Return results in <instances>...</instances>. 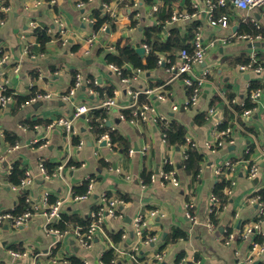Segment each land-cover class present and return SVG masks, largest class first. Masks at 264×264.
I'll list each match as a JSON object with an SVG mask.
<instances>
[{"label": "crops", "instance_id": "0c3cea01", "mask_svg": "<svg viewBox=\"0 0 264 264\" xmlns=\"http://www.w3.org/2000/svg\"><path fill=\"white\" fill-rule=\"evenodd\" d=\"M2 1L10 7V12L6 15L5 24L0 25V59L6 55L9 60L0 66V81L8 82L16 96L27 97L35 91V94H50L51 97L33 104L28 100L18 105L15 99L14 103L6 107L0 105V156L3 158L0 170V213L13 210L25 190L29 192L32 204L40 207L24 226L14 229L4 225L0 232V264H72V258L80 264H102L105 263L102 257L109 249L114 250V259L117 258L119 264H135L130 252L137 245L144 261H152V264H177L183 261L184 264H264V253L256 259L251 257V244L258 235L263 238L261 245L264 248V224L262 230L250 238L238 237L246 226L257 219L260 206L253 202V198L264 188V72H243L239 68L242 64L233 63L238 57L250 58L252 54L258 53L259 58L260 54H264V35L261 33L262 45L257 48H250L249 42L229 38L232 33H240L241 25L247 21L254 26L256 21L264 32V13H248L229 5L226 14L229 24L224 28L212 25L203 17L207 8L206 0L198 1L201 20L196 22L200 23L204 39L226 42L210 50L205 62L195 69L200 76L203 70L210 72L204 78L198 101L188 105V89L181 80L173 79L167 67L157 63L156 68L142 71L128 64L125 68L131 71L128 75L131 82L124 84L108 66L110 63L106 56L114 52V46L121 37L128 39L136 49L145 47V30L158 26L148 14L154 0H140L138 9L133 8L134 0H88L84 10L77 7L80 0ZM172 3L175 7L184 6L189 11L193 10L192 0L189 3L187 0H175ZM104 4H108L118 15L117 21H114L115 29L107 24L105 33L99 34L90 43L95 32L94 26L83 22L82 13L85 11L91 17L97 9L108 13ZM137 10L143 13L139 20L135 19ZM163 11L161 9L157 14V21H161L159 26H163L159 34L161 40L165 41L173 28H178L182 36L188 37L191 25L166 23L170 16L163 18ZM30 21L38 23L41 29L54 31L43 51L36 32L29 26ZM59 23L63 24L64 35L60 34ZM186 39L189 44L191 39ZM178 52L173 55L161 52L158 60L168 55L175 62ZM149 53L145 51L142 58ZM17 66L18 72L15 71ZM77 73H81L85 79L98 82L97 87L112 89V97L122 106L130 101L126 94L128 88L155 90L150 99L155 104V112L151 116L167 121L172 118L178 120L205 156L196 185L192 188L191 177L182 167L184 148L168 147L159 122L150 120L134 126L120 119L118 109L107 110L108 128L117 131L129 142L133 154L114 149L106 141L100 142L84 118L74 120L75 136L67 135L59 127L48 129L47 126L58 118L71 119L77 106L96 109L109 97L104 95L102 98L96 87L97 94H92L90 85L86 83L73 97L66 99ZM252 81L260 83L261 87L257 89L261 90V96L253 102L255 107L251 109V115L241 116L244 124L236 119L234 113L235 120L230 124L232 134L229 140H224L219 126L226 120L224 106L229 105L226 97L232 94L234 103L243 105L249 96ZM159 89L166 96L163 101L156 100ZM216 96L221 97L223 105L211 106ZM145 99L149 101L148 97ZM174 106L178 110H174ZM210 109H215L214 113L209 114ZM202 113L207 114L206 121L198 125L195 118ZM35 121L50 122L31 127L30 122ZM7 134L16 137V143L20 145L18 149L9 151L12 145L6 141ZM74 137L79 139L78 144L73 143ZM220 141L223 142L222 146L217 145ZM80 142L82 146H79ZM209 144L216 146V149H209ZM146 146L149 148L145 151ZM42 160L65 164L63 177L44 180L40 170ZM228 160L233 162V171L217 175L216 169ZM18 161L22 162L34 180L28 188H15L17 185L8 181V175ZM166 161L171 163L176 172L180 183L178 187L164 183L159 176ZM252 163L259 167L254 179L248 177ZM150 173L156 176L155 180L145 184L143 175ZM92 175L96 179L93 195L86 200L74 201V187ZM221 179L229 181V186L224 189L228 202L219 214L218 225L210 228V197ZM107 194L110 197L128 198L127 201L124 199L126 204L120 207L117 217H107L104 221L107 236L109 232H124L119 243H115L110 236L106 238L97 234L91 247L86 249L78 244L73 232L76 227L68 230L58 242L47 232V217L42 207L46 196L49 201L50 198L55 199V202L60 201L63 212L91 218L102 195ZM188 202L194 203L196 222L186 216ZM152 212L157 214L153 216ZM139 216L144 218L145 230L153 232L156 241L146 243L145 238L143 241L136 235L135 221ZM175 230L185 232L187 237L164 247L166 238ZM229 233L238 236L230 241ZM13 252L28 255L16 258ZM158 252L164 253L161 261L154 259V254Z\"/></svg>", "mask_w": 264, "mask_h": 264}, {"label": "built area", "instance_id": "2783aa9c", "mask_svg": "<svg viewBox=\"0 0 264 264\" xmlns=\"http://www.w3.org/2000/svg\"><path fill=\"white\" fill-rule=\"evenodd\" d=\"M91 1V0H89ZM155 2L150 6V10L148 14L154 18L155 24L160 25L161 21H157V14L162 10L169 13V20L166 21V23H185L187 25H193L198 20H201V10L199 6V0H192V9L193 10H187L183 6V8L175 7V5L171 3H166L165 0H154ZM40 4V3H39ZM87 1L86 0H80L77 4L78 9L84 10L86 7ZM140 5V0H134L133 8L138 9ZM232 5L233 8L246 11L248 13H253L254 11L264 13V0H206V6L207 8L204 11V18L207 19L212 25L214 26H220V27H228L229 24V16L225 15L221 18H215L214 15V8L216 6H229ZM104 9L107 10L108 14L111 16V18L114 21H117L118 15L116 11H113L108 4L103 5ZM135 13V19L139 20L143 17V13L139 10ZM10 12V7L7 6L4 1L0 2V25L3 26L6 22V15ZM82 20L83 22L89 24L90 26H94L96 23V20L94 17H91V15L85 13V11L82 13ZM255 22V28L257 30H261V26ZM60 24V34L64 35V27L62 23ZM29 26L36 32L37 29L40 28L38 23L34 21H30ZM108 25H103L97 32H94L93 37L89 40L91 43L94 38H96L99 34L105 33L107 30ZM48 35H54V31L47 30ZM230 40L236 38L238 40H242L245 42H249L251 44H254L256 42H261L263 39V35L261 33L253 34V33H232L230 35ZM225 43L226 41L223 40H205L203 37L202 30L200 26H197L193 29V37L191 41L189 42V45H191L192 50H189L188 48H183L179 50V52L176 55L177 61L174 62L168 55L162 56L158 60V64L160 66L167 67L168 71L173 75V79H179L181 82L185 85V87L190 91L189 95V101L188 105L195 104L200 95H201V88L203 85V81L205 76L210 72V70H203L202 75H198L195 72V69L198 66H201L205 62V58L207 56V53L215 48L220 43ZM145 51L149 52L150 47L149 45H145ZM114 49V48H112ZM28 53V50L26 51ZM88 53V52H87ZM9 60L8 56H4L0 59V66H3L6 64ZM259 62L258 53L252 54L250 57V62L246 64H242L239 66L240 70L243 72H253L255 74H261L264 72V66L262 65H255V63ZM111 71L116 73L120 80L124 84H128L131 82V77L128 75H125L124 69L118 67L115 64H108ZM15 71H19V67L17 66L15 68ZM89 84L91 87L90 92L92 94H97V91L95 90V87H97V83L93 79H85V77L81 73H77L75 75V79L73 82V85L69 91L67 98H71L76 94V91L83 87L84 84ZM10 86L8 82L0 81V105L2 107H6L7 105H10L11 103H14L15 101V95L14 93H10ZM155 93V90H135L133 88H128L127 90V96L129 97L130 101L127 105H120L116 98L114 97H108L106 98L103 103H101V106L98 108H105L106 110H112V109H118L120 111V119L123 121H127L131 125H137L138 123L142 122H148L152 120L153 122L158 123L159 121H163V119H159L158 117L151 115H154L155 112V104H153L151 99L152 94ZM156 96L157 101H163L165 100L166 96L162 89H159ZM261 96V90L256 89L255 91H252L250 94V98L252 102H255L258 98ZM51 97L50 94H43V93H36L29 99V103H38L44 99H49ZM141 97H148L149 101L142 102ZM174 110H178L177 106L173 107ZM93 109L90 107L81 105L77 106L74 110L73 116L71 119L69 118H58L54 121H52L47 128L53 129L59 127L62 129L67 135L69 136H75L76 135V128L74 126V120L84 118L86 123H88L89 128L92 130L91 126L89 125V114ZM125 111L130 112V116L125 114ZM215 109H210L209 114L214 113ZM252 110H247L243 116H249L251 115ZM221 124V122H220ZM232 128L230 126L226 127V129H223L221 131V135L224 138V140L228 139L232 134ZM164 141H166V135L163 134ZM99 141H106L110 143V137L105 134L102 135L99 139ZM187 144L193 147H197L196 143L191 139V137L187 136ZM82 142L79 143V146H82ZM219 146L223 145V142H218ZM20 147L19 143H16L13 145L9 151L16 150ZM149 147L146 146L144 150L146 151ZM198 148V147H197ZM208 148L211 150H215L216 146H211V144L208 145ZM130 154H133L134 151L130 150ZM2 162L3 158L0 156V170H2ZM165 164H171L169 161H166ZM233 162L232 161H224L217 169L216 174H228L233 171ZM40 170L42 171L44 180H49L52 177H63L64 171H65V164L58 165L53 174H50L48 172V169L44 165L43 160L40 162ZM259 167L257 164L252 163L249 166L248 169V177L250 179H254L258 175ZM160 178L164 183H169L175 187H178L180 185L177 177L176 172L174 170L171 171H165L164 169L160 172ZM155 175L151 176V181L155 180ZM84 181H88V187L85 193L83 194H77L75 190L72 191V196L74 201H81L89 199L95 189L96 185V179L94 177L88 176L85 178ZM233 182V181H232ZM34 183V180L32 176L27 172L26 177L21 181V183L16 187L18 188H28ZM234 183V182H233ZM26 201L28 203V208L26 211L21 215H15L11 211L2 212L0 213V232L3 230L4 225H9L14 229H18L22 226H24L33 216L36 212L40 210V207L32 204L30 197L28 196L26 198ZM211 202V208L209 213V227L214 228L215 225L211 222L210 215L214 211L216 207L219 206L220 200L219 198L212 193L210 197ZM253 202L259 204L260 211L257 219L250 224L249 226H246L240 233H239V239H248L251 236L255 235L256 233L260 232L262 230V226L264 224V202L261 201V196L257 195L253 198ZM126 204V201L120 197H110L107 195H102L100 204L97 206L95 211L92 213L91 216V223L87 227H81L78 226L74 229V235L76 239L78 240V244L84 248H90L94 237L97 234H101L104 237L108 238L106 231L104 229V221L107 217H117L119 215V209L120 207L124 206ZM44 214L47 217V223H46V230L47 232L54 236L56 238V242L61 240L67 233V231H61L60 229L54 227L55 224L59 222L61 219V214L63 213V204L60 201H56L54 203H50L49 198L46 196L44 199V203L42 205ZM194 203L188 202L186 204V216L187 218L192 221L196 222V216L194 214ZM157 213L152 212V215L155 216ZM146 222L144 221V218L142 216H139L135 221V233L144 241V236L146 233L145 230ZM233 233H229L228 239L233 241L236 239V237ZM156 241V238L154 236L147 237L144 242L150 243ZM111 247H115L114 245H110ZM121 253V252H118ZM264 253V248L261 245L259 241L256 239L252 241L251 244V257L253 259H256L257 257H260ZM14 257L16 258H22L23 256L28 255V253H20V252H13L12 253ZM164 253L158 252L154 254L155 261H161L163 260ZM130 258L135 264H152V261H144L142 256L140 255V247L137 245L133 247V250L130 252ZM102 264H105L102 262ZM111 264H119L118 259H114ZM177 264H184L183 262L177 263Z\"/></svg>", "mask_w": 264, "mask_h": 264}, {"label": "trees", "instance_id": "16d2710c", "mask_svg": "<svg viewBox=\"0 0 264 264\" xmlns=\"http://www.w3.org/2000/svg\"><path fill=\"white\" fill-rule=\"evenodd\" d=\"M88 1V0H86ZM106 1V0H103ZM130 1V0H128ZM166 3H171L175 0H165ZM189 3V0H187ZM229 11L228 6H216L214 8V15L215 18L222 17L226 15ZM169 15L168 12L163 11L162 17L165 18ZM93 17L96 20V23L94 25V31L97 32L103 25L109 24L112 28L115 29L114 20L111 18V16L108 13H105L101 9H97ZM134 24V23H133ZM197 26H200L199 22L193 23L192 26H190L188 29L189 36L186 38L192 39L193 37V29ZM163 31V26H157V27H148L145 30V35L143 39V43H147L150 46V53L146 55V57L142 58L137 52L136 48H134L131 44V42L128 39H125L121 37L118 42L115 44V50L114 52H111L107 54L106 59L109 63L115 64L118 67L125 68L126 65L131 64L133 68L149 71L151 69H154L157 67L158 63V54L161 52H166L170 54H175L177 51L188 48L189 50H192L191 45L186 43V39L184 36L181 35L180 30L178 28H173L170 31V36L165 40L162 41L159 37V34ZM240 33H263L261 30H257L253 24L250 23V21H247L246 23H243L240 27ZM37 35V41L39 43L40 49L43 51L46 47V45L50 42L52 39V36L48 35L47 29H37L36 30ZM231 60V59H230ZM233 60V59H232ZM239 63V64H246L250 62V58L248 57H238L235 60H233V63ZM255 65H262L264 66V54L259 55V62L255 63ZM125 75H130L131 71L127 68L124 69ZM261 87L260 83L258 81H252L249 88V96L246 98L243 105L235 104L233 99L234 95L228 94L226 99L229 102V105L224 106L225 110V116L226 120L224 123H222L219 127L221 130L226 129V127L230 126L231 123L235 120V114L236 119L239 122L243 123V119L241 116L250 109H253L255 107L254 103L252 102L250 98V94L254 89H257ZM96 90L100 94V96L103 98L105 96L112 97L113 96V90L110 88H102L101 86L96 87ZM35 92V91H34ZM32 93L30 96L27 97H21L16 96L15 99L17 100L18 105L22 103H26L35 93ZM10 93H13L12 90H10ZM188 94L190 95V91L188 90ZM141 101H147L145 97H141ZM217 105H223L222 99L219 96H216L211 106H217ZM235 113V114H234ZM126 115L130 116L129 111H125ZM207 114L202 113L198 115L195 118V122L198 125H203L206 121ZM107 110L105 108H96L93 109L89 114V125L92 128L93 134L96 136L97 139H100L102 135L107 134L110 137L111 145L114 149L123 150L124 152L128 153L130 151V145L129 142L122 137L120 134L117 133V131L111 130L108 128L107 123ZM237 121V122H238ZM50 121H35L30 122L31 127H33L34 124H49ZM159 126L161 129V132L166 135V143L168 147L170 148H178L182 149L184 148V156L185 159L182 163V167L185 169L188 176L191 177V186L192 188L196 185V183L199 180V174L201 171L202 163L205 160V156L203 153L199 151L197 147H193L187 144V129L186 127L180 123L178 120L172 118L171 120H163L159 121ZM249 131H253L252 129H248ZM229 140V138L227 139ZM6 141L10 143V145H15L17 142V139L15 136H12L11 134H7ZM79 139L77 137L73 138V143L78 144ZM44 165L48 169V172L50 174H53L55 168L58 166V164H52L47 162L46 160H43ZM165 171H171L173 170V167L169 164L164 166ZM26 168L23 166L22 162L18 161L13 165V169L11 173L8 175V181L12 185H19L21 181L26 177ZM153 174H147L143 175V181L145 184H149L151 182V176ZM93 177V175L91 176ZM229 186V181L226 179H221L218 181L216 186L213 189V193L219 198L220 204L218 207L214 209V211L210 215L211 222L217 226L219 223V214L224 209L225 205L228 202V197L224 194V189ZM88 187V181H83L81 185L74 187V190L77 194H83L86 192ZM28 191L25 190L20 196L19 204L11 210L13 214L15 215H21L23 214L26 209L28 208V203L26 201V198L28 196ZM257 195L261 196V201L264 202V188L259 190L254 197ZM107 196H110V194H107ZM121 198L125 199L126 201L128 198L126 196H120ZM55 199L50 198V203H54ZM91 223V218H82L75 214H70L68 212H63L61 214V219L57 224H55L54 227L60 229L61 231H67L74 229L75 227L81 226V227H87ZM110 238L115 242L119 243L122 240V237L124 235L123 231L118 232H109L108 233ZM153 232H147L145 233L144 238L153 236ZM187 237V234L183 231L175 230L172 231L169 235V237L166 238L165 245L168 243H175L180 239H185ZM256 240L260 243H263V238L259 235L256 237ZM23 252V251H21ZM115 254L113 249H109L106 251L102 257L103 261L106 264H110L112 260L114 259ZM74 258L71 259L72 264H80L79 262L75 261ZM180 259V257H179Z\"/></svg>", "mask_w": 264, "mask_h": 264}, {"label": "water", "instance_id": "95a60500", "mask_svg": "<svg viewBox=\"0 0 264 264\" xmlns=\"http://www.w3.org/2000/svg\"><path fill=\"white\" fill-rule=\"evenodd\" d=\"M236 29V28H235ZM262 44L259 43V42H256L254 44H250V48H253V47H260ZM136 52L141 56L143 57L145 55V49L143 47H139L136 49ZM103 144L105 145L106 142H103ZM256 182V181H255Z\"/></svg>", "mask_w": 264, "mask_h": 264}]
</instances>
